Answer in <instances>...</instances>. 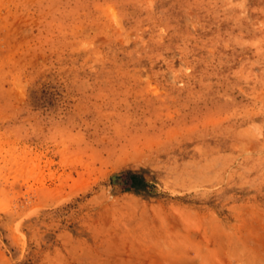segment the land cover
I'll list each match as a JSON object with an SVG mask.
<instances>
[{
  "label": "rangeland",
  "instance_id": "obj_1",
  "mask_svg": "<svg viewBox=\"0 0 264 264\" xmlns=\"http://www.w3.org/2000/svg\"><path fill=\"white\" fill-rule=\"evenodd\" d=\"M0 264H264V0H0Z\"/></svg>",
  "mask_w": 264,
  "mask_h": 264
}]
</instances>
